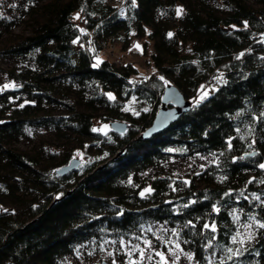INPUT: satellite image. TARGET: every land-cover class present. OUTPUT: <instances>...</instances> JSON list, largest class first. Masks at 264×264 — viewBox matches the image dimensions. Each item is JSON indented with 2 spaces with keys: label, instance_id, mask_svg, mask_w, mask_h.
I'll return each mask as SVG.
<instances>
[{
  "label": "trees",
  "instance_id": "trees-1",
  "mask_svg": "<svg viewBox=\"0 0 264 264\" xmlns=\"http://www.w3.org/2000/svg\"><path fill=\"white\" fill-rule=\"evenodd\" d=\"M6 5L0 58L14 86L0 88V264H63L151 239L155 223L195 264H264V0ZM115 42L126 53L151 42L150 76L130 58L98 57ZM168 83L192 108L144 139ZM98 121L129 126L103 132ZM38 129L63 145L15 146ZM179 160L203 165L175 173Z\"/></svg>",
  "mask_w": 264,
  "mask_h": 264
},
{
  "label": "rangeland",
  "instance_id": "rangeland-1",
  "mask_svg": "<svg viewBox=\"0 0 264 264\" xmlns=\"http://www.w3.org/2000/svg\"><path fill=\"white\" fill-rule=\"evenodd\" d=\"M124 0H112L115 6H122ZM6 8V0H1L0 5ZM75 19L79 20V14L74 15ZM28 30L27 24H22L15 29V33H21ZM133 50L122 52L118 42L111 46L102 49L101 57H106L112 54V59L117 63L125 59L132 60L139 68V77L147 78L152 73V66L149 62V54L153 50V44L148 43L147 51H144L140 42L133 44ZM133 52V53H132ZM126 53V54H125ZM12 63L7 59L0 58V88L13 87V82L9 81L5 75V70L10 68ZM220 86V81L215 82L212 88L217 89ZM207 95V94H206ZM95 128L103 132L110 128L109 122H96ZM32 142L21 140L15 144L21 149L32 150L37 144L44 143L52 145H63V141H59L56 136L48 131L38 129L32 134ZM76 157L84 159L82 153H77ZM203 165V161L197 160H179L176 161L171 169L175 173L185 174L191 172L196 166ZM150 232L153 235L151 239H137L135 242L121 241L118 244L107 242L100 247L99 254L93 255L91 251L85 250L78 252L75 256L68 257L63 264H97L102 260H107L113 264H195L192 255L182 249L177 243L172 240L174 230L167 225L155 223L149 226ZM155 234V235H154ZM157 236L159 240L155 238Z\"/></svg>",
  "mask_w": 264,
  "mask_h": 264
},
{
  "label": "water",
  "instance_id": "water-1",
  "mask_svg": "<svg viewBox=\"0 0 264 264\" xmlns=\"http://www.w3.org/2000/svg\"><path fill=\"white\" fill-rule=\"evenodd\" d=\"M192 108V101L188 99L180 90V88L173 84L168 83L162 93L161 106L155 114L152 124L147 127L141 137L148 139L166 129L171 123L176 121L183 113ZM110 128L117 132H125L129 124L125 121H113ZM256 151L246 154L254 155ZM81 164V159L78 157L73 158L67 165L57 170L58 174H66L67 172L77 168ZM97 264H113L110 261L102 260Z\"/></svg>",
  "mask_w": 264,
  "mask_h": 264
},
{
  "label": "snow or ice",
  "instance_id": "snow-or-ice-1",
  "mask_svg": "<svg viewBox=\"0 0 264 264\" xmlns=\"http://www.w3.org/2000/svg\"><path fill=\"white\" fill-rule=\"evenodd\" d=\"M179 11H180V10H178V14H179ZM245 24H247V22H245ZM261 167L264 168V165H261ZM206 227H207V226H206ZM259 227L264 228V223L259 224ZM250 238H251V237H249V239H250ZM228 251L231 252L232 250H231V249H228Z\"/></svg>",
  "mask_w": 264,
  "mask_h": 264
},
{
  "label": "built area",
  "instance_id": "built-area-1",
  "mask_svg": "<svg viewBox=\"0 0 264 264\" xmlns=\"http://www.w3.org/2000/svg\"><path fill=\"white\" fill-rule=\"evenodd\" d=\"M95 48H96V47H95ZM132 50H133V52H134V50H136V49L134 48V49H132ZM133 52H132V53H133Z\"/></svg>",
  "mask_w": 264,
  "mask_h": 264
}]
</instances>
